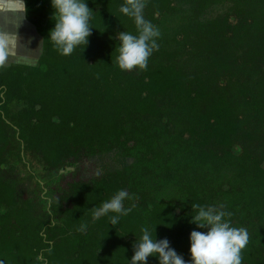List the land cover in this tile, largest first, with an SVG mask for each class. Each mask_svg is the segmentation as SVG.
Returning a JSON list of instances; mask_svg holds the SVG:
<instances>
[{
  "label": "trees",
  "instance_id": "16d2710c",
  "mask_svg": "<svg viewBox=\"0 0 264 264\" xmlns=\"http://www.w3.org/2000/svg\"><path fill=\"white\" fill-rule=\"evenodd\" d=\"M146 1L156 5V10L172 8V0ZM87 2L93 10L89 43L64 56L47 39L49 30L54 27L51 0H27L28 18L40 37L34 55L30 57L34 62L13 61L11 65L0 67V264H45V261L46 264H129L134 243L125 241V236L129 231L140 232L142 226L151 230L163 220L171 221L173 227L183 231L180 234L183 249L180 251L185 260H190V241L184 233L197 227L190 222L191 216L196 214L192 204L214 206L215 192L212 197L200 196L196 186H189L192 196L187 203L189 213L184 214L182 202L172 206L165 213L166 218L165 214L160 217L159 205L149 190L138 192L140 180L134 170L127 172L124 166H118L122 162L117 149L134 155L137 165L154 166L163 158L168 175L164 182L180 179L179 173L175 175L177 172L167 165L171 152L155 145L147 135L141 137L151 126L143 124L144 121L156 116L154 124L163 125L172 138L170 143H183L187 147L188 140L196 136L194 148L189 149L195 170L219 159L231 164L233 161L229 158L238 157L240 153L236 142L243 114L235 112L232 102L226 101L225 94L217 91V85L236 82L248 57L232 56L226 43L221 42L222 33L231 30L228 20L195 27L198 36L209 35L206 38L216 47L198 74L184 70L182 65L175 63L177 58L169 53L165 60L172 58L170 65L152 67L150 61L153 58H149L145 69L121 70L116 63L120 45L118 33L136 34L134 20L119 10L125 0ZM183 28L187 29V26ZM256 49V60L260 62L264 60V36ZM160 52L162 49L157 54ZM237 68L238 72L235 71ZM240 92L246 104H259L264 117V93L257 95L245 89ZM13 102L25 104L13 117V125L18 136L45 162L49 188L41 186L27 191L5 170L4 149L8 134L3 125ZM201 102L205 110L201 109ZM176 112L184 121V128L175 132L172 128ZM240 133L247 132L241 130ZM87 158L99 160L101 165H114L98 177L73 181L66 189L54 191L55 176ZM258 168V172L264 174V162H260ZM145 171L147 179L143 176L141 181L153 182L148 176L152 170L147 166ZM243 171L245 175L246 170L241 169V173ZM252 177L253 182L251 179L249 182L254 184L249 186L257 188L264 184L262 178ZM120 189L133 192V199L124 202L131 211L120 217V225L112 226L110 216L114 213L99 217L94 213ZM231 189L229 182L220 185L222 191L230 192ZM252 201L258 203L257 198ZM234 205L236 202L230 207H218L228 213L226 219L230 221L236 217V209L241 205L242 210L247 202L243 200L236 208ZM137 206L148 210L154 207L153 215L136 210ZM177 207L183 212L177 213ZM146 221L148 225L144 224ZM156 236L161 239L162 234L158 232ZM173 248L179 253V248ZM246 261L264 264V260L257 257L246 258ZM149 264L157 262L153 263L150 257Z\"/></svg>",
  "mask_w": 264,
  "mask_h": 264
},
{
  "label": "rangeland",
  "instance_id": "374dc122",
  "mask_svg": "<svg viewBox=\"0 0 264 264\" xmlns=\"http://www.w3.org/2000/svg\"><path fill=\"white\" fill-rule=\"evenodd\" d=\"M153 1V0H150ZM159 1V0H154ZM172 8L164 11L156 10V5H150L145 0L144 16L156 25L161 33V39L164 37V48L166 50L178 52V57L175 63L182 65L184 70L191 73H200L205 62L211 59V55L215 53L216 47L210 39L205 35L202 38L196 34L197 30L190 28L191 22L195 27L197 24H205L209 22H216L221 24L230 20L231 30L223 32L224 36L221 42H225L228 51L234 55L247 56L248 62L244 63L238 72L237 81L227 86L217 85L218 90L223 92L226 101L232 102L236 113H242L243 118L239 123V130H244L246 134L237 133V147L240 150L238 157L232 158L231 162L227 163L223 159H219L214 164L210 162L203 164L202 168L195 170V165L192 164L190 150L195 145V135L190 138L186 145L170 143L172 138L166 133V129L162 128L156 123L157 119L150 118L144 121L143 124L151 125L145 130L147 134L142 133L141 137L151 138L155 145L165 148L167 152H171V159L167 165L181 176L180 179H167V171L164 170L165 160L158 159L154 166L147 164L152 170L148 175L151 180H142L146 164H136V158L127 150H118L122 163L118 166H124L125 170L129 172L134 170L137 179L140 180V187L138 192L142 193L145 189L151 192V197L155 199L160 208L161 216L163 217L172 206L184 203V214H188V201L192 199L189 195V186H196L200 196H211L214 194L213 204L216 207H230L234 202V208L241 204L243 200L247 202L246 207L242 210L240 206L236 209V217L231 221L232 225L237 228H244L248 234V241L245 247L241 250V263H246V258L258 257L264 260V202H262L264 194V184L257 188L249 186L254 184L253 177L256 179L262 178L264 181V174L258 172V164L264 162V117L263 113L259 111V104H246L245 99L241 95V90H250L251 92L261 95L264 93V60H256V48L260 46V38L264 36V0H173ZM187 26L186 28H183ZM217 30V28H215ZM179 34H183L182 40H177ZM167 45V46H166ZM248 54V55H247ZM252 57V58H251ZM254 59V60H253ZM164 60V59H163ZM168 62L173 61L170 58ZM17 62V61H14ZM34 61H31V63ZM258 62V63H257ZM13 62L8 63L11 65ZM252 63V64H251ZM251 64V65H250ZM258 67L261 68L258 69ZM260 76L261 78H257ZM201 109L205 110V106L201 102ZM24 103L17 104L13 102L9 105L6 123L3 125L7 135V144L4 149L5 170L10 178L14 177L19 180L22 187L31 190L36 188L38 184L44 183L49 188L48 181L45 179V162L41 156L32 150L27 143H25L19 136V132L13 125V117L18 114V111L24 106ZM177 114V115H176ZM174 120H176L173 131H178L184 128L182 119L179 113L176 112ZM175 116H178L175 119ZM173 122V121H172ZM171 122V123H172ZM130 123L127 124V128ZM189 138V135H188ZM157 142V143H156ZM156 147V146H154ZM185 147V148H184ZM141 150V147H140ZM137 152V151H136ZM132 152V153H136ZM163 161V162H162ZM101 161L82 159L79 162L66 168L65 171H60L54 178L57 183H54V191H62L66 189L70 182L77 180H91L104 174L108 169L113 168L112 163L101 165ZM201 165V164H200ZM201 167V166H198ZM242 170H246L244 175ZM205 178V181L202 178ZM179 178V177H178ZM156 180V181H155ZM232 186L230 192L220 190L221 184H228ZM39 186V185H38ZM59 188V189H58ZM240 188V189H239ZM210 192V194H209ZM54 193V192H53ZM131 196L133 192H128ZM190 197V198H189ZM212 197V196H211ZM257 198L258 203L253 204L252 199ZM133 199V198H131ZM239 200V202H238ZM143 207L144 213L148 216L153 215L154 207L151 210ZM178 208V207H177ZM136 210H142L137 206ZM179 211V212H178ZM180 214L182 211L177 209ZM167 215L165 214V218ZM158 218V217H157ZM159 219V218H158ZM148 221V220H147ZM147 221L144 224H147ZM171 221H162L156 224L155 228L150 226L152 234H162L161 239L167 238L171 246L179 248V253L183 249V241L180 234L183 232L179 228H175ZM151 225V224H150ZM156 230V231H155ZM185 232L188 237L190 232ZM140 232L129 231V235L125 236V241H132L135 243L140 235ZM154 236V235H153ZM151 261L157 262L155 257H151ZM72 264V263H68Z\"/></svg>",
  "mask_w": 264,
  "mask_h": 264
},
{
  "label": "clouds",
  "instance_id": "9594fccd",
  "mask_svg": "<svg viewBox=\"0 0 264 264\" xmlns=\"http://www.w3.org/2000/svg\"><path fill=\"white\" fill-rule=\"evenodd\" d=\"M54 9V27L49 30L47 39L64 56L71 55L81 45H88L92 34V9L87 0H51ZM145 0H125L120 12L134 20L136 34L128 31L118 33V55L116 63L121 70L145 69L149 57L159 45V28L144 16ZM28 12L27 0H0V67L13 61L30 63L34 54L21 51L22 37L19 27ZM14 30L8 25L13 23ZM43 48V47H42ZM41 50V49H40ZM132 197L125 189L117 191L109 200L103 202L94 213L95 217L110 216L112 226L120 225V217L127 215L131 208L124 202ZM196 214L191 223L196 228L190 232V260H185L165 237L157 239L148 227L140 228V235L133 244V255L129 264H149V258L155 257L158 264H241V250L248 241L244 228L234 227L226 219L228 213L212 205L192 204ZM200 229H206L201 231ZM83 230V226L82 229ZM37 259H43L38 257ZM46 264V261H45Z\"/></svg>",
  "mask_w": 264,
  "mask_h": 264
},
{
  "label": "flooded vegetation",
  "instance_id": "af4514ba",
  "mask_svg": "<svg viewBox=\"0 0 264 264\" xmlns=\"http://www.w3.org/2000/svg\"><path fill=\"white\" fill-rule=\"evenodd\" d=\"M171 5H174V3H173V0H172V4ZM162 8V7H161ZM163 9V8H162ZM161 10V9H160ZM167 10V9H166ZM166 10H161V11H164V12H168V11H166ZM27 17H28V15H27ZM190 28L191 29H193V30H195V28H194V25H192V27L190 26ZM185 37V36H184ZM183 37V34L181 35V34H179L178 35V37H177V40H181V38L183 39L184 38ZM157 43H158V45L160 46V48L158 47V49L157 50H154L153 51V53H152V55L149 57L150 59H152V61H150V64L152 65V67H155V66H157V65H159V64H162V65H170V62H168V60H165L166 59V57H167V53H169V54H173L174 55V59H176L178 56V52L176 53L175 51H173V49L171 50V51H169V50H166L165 48H164V43H165V41H164V37L161 39V36L157 39ZM167 46V45H166ZM162 49V53L160 52V53H158L157 54V51L158 50H161ZM164 59V60H163ZM152 117V116H151ZM156 117V116H155ZM154 117V118H155ZM188 136V135H187ZM146 164V163H145ZM146 166H147V164H146ZM145 168H147V167H145ZM145 169H143V171H144ZM164 170L166 171V168H164ZM45 176H46V174H45ZM12 178H14V177H12ZM144 179H147V173H146V171H145V173H144V177H143ZM152 178H154V177H152ZM14 179H16V178H14ZM45 179H47L48 180V178H47V176L45 177ZM17 180V179H16ZM17 182H18V185L19 186H21V184H20V182H19V180H17ZM44 183L42 182V183H40V184H38L37 185V187L36 188H33V189H31V190H36V189H39V187H43V186H45V185H43ZM22 187V186H21ZM24 188V187H23ZM45 188V187H44ZM24 189H26V188H24ZM27 191H30V190H28V189H26ZM148 189H146V191H147ZM149 193L150 194H152V193H155V192H151V191H149ZM152 207V206H151ZM142 210H140V211H142V212H145L144 211V209H143V207H140ZM144 208H146V207H144ZM177 209H180L182 212H183V210L180 208V207H178V208H176V212H177ZM154 211V210H153ZM179 212V211H178ZM177 212V213H178ZM257 259H258V257H257ZM247 260H250V258L248 257L247 258ZM260 260V259H259ZM262 260V259H261ZM241 264H243V263H241ZM245 264H250L249 262H247L246 261V263Z\"/></svg>",
  "mask_w": 264,
  "mask_h": 264
},
{
  "label": "crops",
  "instance_id": "0c3cea01",
  "mask_svg": "<svg viewBox=\"0 0 264 264\" xmlns=\"http://www.w3.org/2000/svg\"><path fill=\"white\" fill-rule=\"evenodd\" d=\"M12 19H13V23L8 25L10 30H14L15 17H13ZM36 31L37 30L35 26L30 22L29 18L26 15V17L21 22L19 27V33L23 38L22 45H24V47L21 48V51L24 54H29L34 52L36 48V43L40 39Z\"/></svg>",
  "mask_w": 264,
  "mask_h": 264
},
{
  "label": "water",
  "instance_id": "95a60500",
  "mask_svg": "<svg viewBox=\"0 0 264 264\" xmlns=\"http://www.w3.org/2000/svg\"><path fill=\"white\" fill-rule=\"evenodd\" d=\"M37 33V32H36ZM37 35H38V33H37Z\"/></svg>",
  "mask_w": 264,
  "mask_h": 264
}]
</instances>
